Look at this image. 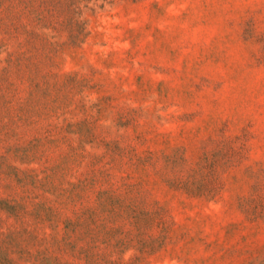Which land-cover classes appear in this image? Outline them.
I'll use <instances>...</instances> for the list:
<instances>
[{"label":"rangeland","instance_id":"rangeland-1","mask_svg":"<svg viewBox=\"0 0 264 264\" xmlns=\"http://www.w3.org/2000/svg\"><path fill=\"white\" fill-rule=\"evenodd\" d=\"M0 264H264V0H0Z\"/></svg>","mask_w":264,"mask_h":264}]
</instances>
